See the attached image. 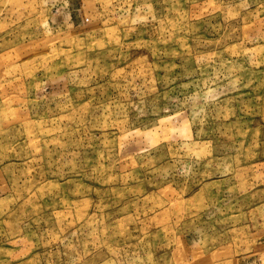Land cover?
Returning a JSON list of instances; mask_svg holds the SVG:
<instances>
[{"label":"rangeland","instance_id":"obj_1","mask_svg":"<svg viewBox=\"0 0 264 264\" xmlns=\"http://www.w3.org/2000/svg\"><path fill=\"white\" fill-rule=\"evenodd\" d=\"M0 264H264V0H0Z\"/></svg>","mask_w":264,"mask_h":264}]
</instances>
